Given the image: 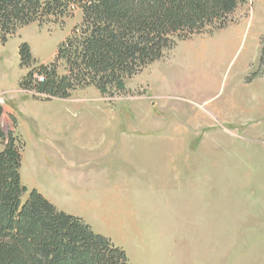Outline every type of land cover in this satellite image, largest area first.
I'll return each instance as SVG.
<instances>
[{
  "label": "rangeland",
  "instance_id": "rangeland-1",
  "mask_svg": "<svg viewBox=\"0 0 264 264\" xmlns=\"http://www.w3.org/2000/svg\"><path fill=\"white\" fill-rule=\"evenodd\" d=\"M82 18L81 7L71 5L64 14H50L0 40L3 110L19 90L38 101L56 100L52 103L75 122L71 131L87 132L92 118L104 117V101L121 112L124 133L160 135L149 145L132 134L127 137L129 149H190L175 164L207 165L208 174L216 176L214 189L207 187L195 202L184 196L177 200L192 206L185 219L151 221L147 245L157 250L168 245V264H264V113H241L264 105V0L238 5L225 28L179 40L162 58L127 78L125 89L103 94L90 85L73 90L68 98L40 91L34 76L45 73L42 67L54 65L59 74L67 72L65 62L57 61L58 47ZM23 42L30 46L29 61L20 55ZM28 73L31 86L25 88L22 81ZM215 109L224 110L225 117L216 116ZM11 116L17 119L15 112L7 114V123L16 127ZM15 133L24 142L21 176L29 187L41 156L30 136ZM154 158L144 156L146 163H172L164 155ZM123 247L131 264H153L135 246L123 241Z\"/></svg>",
  "mask_w": 264,
  "mask_h": 264
},
{
  "label": "trees",
  "instance_id": "trees-1",
  "mask_svg": "<svg viewBox=\"0 0 264 264\" xmlns=\"http://www.w3.org/2000/svg\"><path fill=\"white\" fill-rule=\"evenodd\" d=\"M245 1L0 0V40L78 5L82 23L58 47L57 61L65 62L67 72L42 67L46 80L39 90L68 98L73 90L94 85L106 94L125 89L127 78L162 58L179 40L225 28ZM20 55L23 61L33 58L27 42ZM260 63L264 65V49ZM30 75L22 81L25 88L31 86ZM2 114L0 105V264H131L127 251L111 237L23 183L24 142L14 130H3Z\"/></svg>",
  "mask_w": 264,
  "mask_h": 264
},
{
  "label": "crops",
  "instance_id": "crops-1",
  "mask_svg": "<svg viewBox=\"0 0 264 264\" xmlns=\"http://www.w3.org/2000/svg\"><path fill=\"white\" fill-rule=\"evenodd\" d=\"M259 46L258 55L262 49L260 41ZM260 93L262 100L264 89ZM22 96L17 90L8 99L1 125L5 132L14 130L24 138L30 136L36 153L41 156L35 161L36 177L31 179L29 188L38 189L59 209L82 218L117 245L123 247L126 241L138 248L147 261L168 264L164 252L168 245L158 250L147 245L151 221L169 222L177 216L185 219L190 215L192 206L177 200L183 196L190 201L198 200L207 193V187L214 189L216 176L208 174V166L175 164L177 156L190 152L185 147L162 153L149 146L129 149L127 137H133V133L123 132L121 112L103 100L98 101L99 104L103 101L104 117L92 118L91 126L84 132L71 131L75 122L52 103L56 100L38 101ZM13 112L17 126L10 128L7 114ZM241 113L262 114L264 105ZM214 114L225 117L221 109H215ZM133 135L151 142L149 145L160 136L145 131ZM145 155L153 159L159 155L169 160L171 157L172 163L160 165L157 159V163H146ZM161 248L163 256L159 253Z\"/></svg>",
  "mask_w": 264,
  "mask_h": 264
},
{
  "label": "built area",
  "instance_id": "built-area-1",
  "mask_svg": "<svg viewBox=\"0 0 264 264\" xmlns=\"http://www.w3.org/2000/svg\"><path fill=\"white\" fill-rule=\"evenodd\" d=\"M34 80L40 84L44 83L46 80V76L44 73H36L34 76Z\"/></svg>",
  "mask_w": 264,
  "mask_h": 264
}]
</instances>
